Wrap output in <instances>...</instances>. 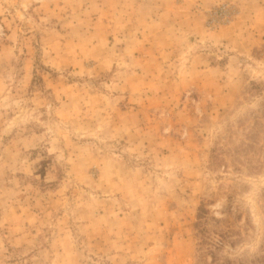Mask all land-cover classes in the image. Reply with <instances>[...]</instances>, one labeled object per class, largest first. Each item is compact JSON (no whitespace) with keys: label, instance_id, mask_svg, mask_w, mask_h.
Segmentation results:
<instances>
[{"label":"rangeland","instance_id":"374dc122","mask_svg":"<svg viewBox=\"0 0 264 264\" xmlns=\"http://www.w3.org/2000/svg\"><path fill=\"white\" fill-rule=\"evenodd\" d=\"M263 257L264 0H0V264Z\"/></svg>","mask_w":264,"mask_h":264},{"label":"trees","instance_id":"16d2710c","mask_svg":"<svg viewBox=\"0 0 264 264\" xmlns=\"http://www.w3.org/2000/svg\"><path fill=\"white\" fill-rule=\"evenodd\" d=\"M206 214H208V210L204 206L201 207L200 210H199V214H198L199 222L205 219ZM213 262H215L214 259L212 261V264H213ZM259 262H261V264L264 263V259H261ZM227 264H233V263L232 262H228Z\"/></svg>","mask_w":264,"mask_h":264},{"label":"built area","instance_id":"2783aa9c","mask_svg":"<svg viewBox=\"0 0 264 264\" xmlns=\"http://www.w3.org/2000/svg\"><path fill=\"white\" fill-rule=\"evenodd\" d=\"M224 10V9H223Z\"/></svg>","mask_w":264,"mask_h":264}]
</instances>
